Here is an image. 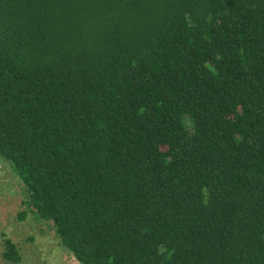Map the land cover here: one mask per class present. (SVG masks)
<instances>
[{"label":"trees","instance_id":"obj_1","mask_svg":"<svg viewBox=\"0 0 264 264\" xmlns=\"http://www.w3.org/2000/svg\"><path fill=\"white\" fill-rule=\"evenodd\" d=\"M0 158L77 264H264V0H0Z\"/></svg>","mask_w":264,"mask_h":264},{"label":"rangeland","instance_id":"obj_2","mask_svg":"<svg viewBox=\"0 0 264 264\" xmlns=\"http://www.w3.org/2000/svg\"><path fill=\"white\" fill-rule=\"evenodd\" d=\"M23 185L15 177L8 163L0 158V264H77L71 254L58 242L53 227L24 208ZM9 238L16 246L19 261L3 260L2 240Z\"/></svg>","mask_w":264,"mask_h":264}]
</instances>
